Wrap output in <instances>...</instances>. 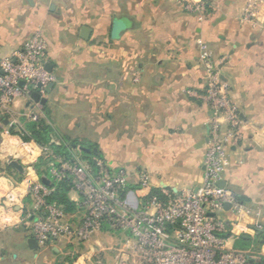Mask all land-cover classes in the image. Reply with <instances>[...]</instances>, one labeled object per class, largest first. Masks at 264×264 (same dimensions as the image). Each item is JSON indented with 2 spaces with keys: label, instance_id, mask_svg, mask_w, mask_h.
<instances>
[{
  "label": "crops",
  "instance_id": "obj_1",
  "mask_svg": "<svg viewBox=\"0 0 264 264\" xmlns=\"http://www.w3.org/2000/svg\"><path fill=\"white\" fill-rule=\"evenodd\" d=\"M184 1H203L206 9L190 14ZM248 1L132 0L131 19L117 14L119 0H0V58L21 49L40 30L46 41L44 61L51 64L55 77L51 91L41 94L44 104L20 97L9 112H0V165L16 161L23 168V173L14 168L11 176L0 171V264H117L118 250L124 251L127 264H134L132 252L125 248L130 233L107 225L83 244L58 238L29 247L31 227L24 212L31 198L23 184L24 171L31 167L33 178L42 182L47 178L34 167L39 146L31 142L33 154L28 156L7 125H18L21 118L34 114L46 118L60 136L77 140L81 137L74 130L81 127L82 141L95 143L103 158L111 157L114 147L100 143L119 141L117 131L110 128L120 124L115 118L120 119L122 90L132 91V189L128 188L132 196L140 198L136 190L140 172L149 174L151 188L176 193L196 189L203 178L210 110L185 90L202 93L205 87L199 41L218 60L245 126L240 146L227 150L222 180L250 212L244 222L250 223L255 212L256 221L264 222V0H256L259 8L253 22L242 20ZM82 27L90 29L87 40L80 38ZM130 29L132 84L120 67L121 36ZM96 111L101 114L96 116ZM9 191L23 195L20 205L10 208L2 202ZM69 198L79 206L69 217L78 222L84 210L80 194L72 190ZM217 215L230 226V212ZM254 233L246 228L228 240L227 247L244 249L239 238L252 239ZM247 249L259 253L264 246Z\"/></svg>",
  "mask_w": 264,
  "mask_h": 264
},
{
  "label": "built area",
  "instance_id": "obj_2",
  "mask_svg": "<svg viewBox=\"0 0 264 264\" xmlns=\"http://www.w3.org/2000/svg\"><path fill=\"white\" fill-rule=\"evenodd\" d=\"M190 14H200L206 9L203 1H184ZM258 2L248 1L242 20L253 22L258 14ZM198 61L204 71L205 87L202 93L185 90L187 96L202 100L210 110L206 121L208 147L204 157L201 184L179 193L161 188L164 199L157 195L146 199L132 196L128 189L131 181L122 170L113 168L101 159H95L94 168L89 163H69L55 156L46 147H39L40 156L50 157L49 173L53 180L63 179L66 173L74 178L73 190L81 195L83 214L78 222L67 215L55 202H48L53 188L37 177L34 169L24 171L23 184L31 198L24 212L30 222L31 237L38 246L62 238L67 242L83 244L104 225L130 233L125 248L133 254L134 264H259L264 251L227 247V242L246 228L258 231L259 212L252 215L237 196L218 181L228 165V149L240 146L244 139V122L236 105L231 101L229 84L221 77L218 60L207 44L199 41ZM46 41L40 30H35L23 47L8 57L0 58V112L7 113L15 99L30 98L32 92L42 94L44 87L55 82V77L44 69ZM137 81V77L133 79ZM22 82V85H20ZM41 86L38 87L37 85ZM38 105V104H37ZM36 115L29 116L35 120ZM31 142H21L25 154L31 156ZM137 184L150 186L146 172L137 175ZM22 194L6 192L2 202L10 208L20 205ZM228 204L229 208L224 209ZM230 212V228L217 215ZM256 218V219H255ZM123 250H118L117 264H127Z\"/></svg>",
  "mask_w": 264,
  "mask_h": 264
},
{
  "label": "trees",
  "instance_id": "obj_3",
  "mask_svg": "<svg viewBox=\"0 0 264 264\" xmlns=\"http://www.w3.org/2000/svg\"><path fill=\"white\" fill-rule=\"evenodd\" d=\"M19 122L18 125H7V131L10 135L18 136L22 142H33L39 147H46L52 154L71 164L86 162L94 168L95 159H101L106 163L96 144H89L81 140L60 136L44 117H36L35 120L21 118ZM79 147H86L89 151L79 150L80 156H78L75 153V148ZM50 161V157L44 158L39 156L34 165L35 170L39 176L47 178L49 185L53 188L51 195L47 198L48 202H55L58 206L62 207L67 215H71L79 208L78 204L69 198V193L73 190L74 178L71 174L66 173L63 179L59 181L53 180L48 168ZM0 171L5 175L11 176L14 168L9 164H1ZM17 178L20 180L22 176L18 175ZM128 188L132 189V184ZM136 190L140 194L139 197L141 199H146L154 195L164 199L161 188L143 187L137 184ZM170 192L172 191L170 190ZM238 200L241 201L240 198ZM239 241V246L244 249L254 246L253 239L239 238ZM259 264H264V256L259 257Z\"/></svg>",
  "mask_w": 264,
  "mask_h": 264
},
{
  "label": "rangeland",
  "instance_id": "obj_4",
  "mask_svg": "<svg viewBox=\"0 0 264 264\" xmlns=\"http://www.w3.org/2000/svg\"><path fill=\"white\" fill-rule=\"evenodd\" d=\"M126 2L129 3L130 6H128ZM119 3L120 6L117 14L126 15L127 17H130L132 19V0H119ZM121 37L124 40V43H122L120 48L121 72L122 74L128 73L129 81L132 84V29L124 31ZM120 99H121V105L119 107V113L116 112L119 114L120 119L118 120L117 118H115L117 122L119 121L120 124L119 126H114L113 128L112 127L110 128V131L112 133L117 131L119 141L114 144L100 143V145H107L108 147H114L111 149L112 152H110L111 157H106L104 158V160L109 162L111 167L122 170L124 174L131 181L130 184H132V91L131 93H128L127 91L123 92L122 90ZM99 114H101V112L96 111L95 115L97 116ZM103 129H109V128L105 127ZM81 130H82L81 127H78L77 129L75 128L74 134L78 132V134L76 135H79V137L81 138L78 139L82 141ZM103 138L105 137L101 136V139ZM89 144H95V143H89ZM79 150H80L79 148H75V153H77L78 156H80ZM259 224L261 225L260 228H264V222ZM254 232L255 233L252 238L254 241V247L257 246L258 248H260L261 245L264 246V244H262L263 236L257 234L256 230H254ZM76 249L78 248L76 247Z\"/></svg>",
  "mask_w": 264,
  "mask_h": 264
},
{
  "label": "water",
  "instance_id": "obj_5",
  "mask_svg": "<svg viewBox=\"0 0 264 264\" xmlns=\"http://www.w3.org/2000/svg\"><path fill=\"white\" fill-rule=\"evenodd\" d=\"M115 22L120 27H122L124 25V23L122 21L115 20ZM89 35H90V29L88 27H82L81 30H80V38L83 39V40H87L89 38ZM44 69L47 72H51V64L48 63V62H44ZM20 85H22V82H20ZM37 86L40 87L41 85L38 84ZM53 86H54V83H49L48 85H46L44 87V92L49 93L51 91V89L53 88ZM30 97L35 102H40L42 104H44L45 101H46V99L44 97H42L39 92H36V91L32 92ZM3 123L6 124L7 120H3ZM79 149L83 150V151H86V152L89 151V149H87L85 147H79ZM8 164L11 165L16 170H18L19 172L23 173L22 166H20L16 161H10V162H8ZM43 183L49 185V181L47 179H45L43 181ZM218 186L221 187V188L225 187V182L222 179L219 180L218 181ZM194 190H196V189H194ZM228 208H229V205L225 204L224 205V209L226 210ZM263 232H264V228H261V229H259L257 231V234H260V233H263ZM262 243L264 244V241H262ZM28 244H29L30 248H34V247L37 246V243H36V241L33 238H29L28 239Z\"/></svg>",
  "mask_w": 264,
  "mask_h": 264
},
{
  "label": "flooded vegetation",
  "instance_id": "obj_6",
  "mask_svg": "<svg viewBox=\"0 0 264 264\" xmlns=\"http://www.w3.org/2000/svg\"><path fill=\"white\" fill-rule=\"evenodd\" d=\"M260 235H262V236H263V240H262V241H264V232H263V233H260Z\"/></svg>",
  "mask_w": 264,
  "mask_h": 264
}]
</instances>
